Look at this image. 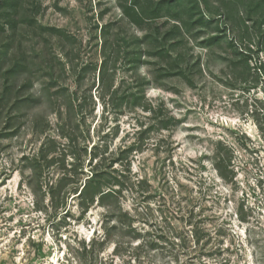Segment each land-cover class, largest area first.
Masks as SVG:
<instances>
[{"label":"rangeland","instance_id":"1","mask_svg":"<svg viewBox=\"0 0 264 264\" xmlns=\"http://www.w3.org/2000/svg\"><path fill=\"white\" fill-rule=\"evenodd\" d=\"M19 1L0 29V67L26 65L8 102L0 72V264H264V0H182L144 27L133 0ZM100 161L105 191L122 182L110 211L72 190ZM120 220L162 243L136 250Z\"/></svg>","mask_w":264,"mask_h":264},{"label":"trees","instance_id":"2","mask_svg":"<svg viewBox=\"0 0 264 264\" xmlns=\"http://www.w3.org/2000/svg\"><path fill=\"white\" fill-rule=\"evenodd\" d=\"M181 1L182 0H143V1L142 0H133V1L129 2L128 5L127 4L124 5L123 9L126 13V16L129 17L131 23H133L136 26L144 27V24L146 22H148L147 20L154 21L158 17L164 16L163 14L170 12L172 10V8L175 6V4H177ZM190 1L195 2L196 3L195 5L199 4V0H190ZM20 6H22V3L19 0H0V11H1L0 12V18L2 19V23H0V29L1 30H3V28L5 26H8L13 31L17 30L19 22H20L19 21V10H18L20 8ZM17 12H18V15H17ZM171 15H173V13ZM174 16H177V15H174ZM197 22L202 23V22H204V20L202 17H199ZM156 28L159 29V26H156ZM173 28H176V26H173L172 30H174ZM216 38L218 40L223 39V38H219V37H216ZM216 38L215 37L209 38V39H207V41L205 43H207L208 45L213 44V42L216 40ZM229 46H233V43H230ZM234 47L235 46H233V48ZM237 55L240 56L239 60L240 61L244 60L243 61L244 65L249 67L248 60L250 59V57L245 56L246 53L242 50H238ZM137 56H139V55L135 54L134 57H132L133 62L138 63L139 58H137ZM50 62L51 63L49 65V67L51 68L55 64H54V61H52V60ZM255 66L259 70H264V63H260L259 65L256 64ZM25 67H26V65H24V63H22L21 60L15 61L11 66L6 67L5 69L0 67V72L4 75V83H3L4 86H3V92H2L3 94H2L1 99L4 98L5 102H8V100H10L9 96L12 93V91H11L12 85H10L9 78H12L13 75H16L17 72H19L22 68H25ZM178 72L176 74H180ZM104 74H105V70L103 69V71L99 75L102 80H103ZM19 98H20L19 96L15 97V104L14 105L16 107H17V104H19L18 103V101L20 100ZM169 120H170V117L168 119H164V118L161 119L159 122V123H161V126H162L161 128H168V123H169L168 121ZM99 158H101V157H99ZM41 160H45V162H47V165L49 164V161L46 157V154H44V153H42L41 155H39L37 157H33L32 158V164L30 166L31 171L33 173V176H31L29 178V181H31V180L34 181L35 178L39 181L40 176H41V171L43 169V164H42ZM101 163H102L101 161L99 163L98 162L95 163L94 167L90 171V176H88V178H86V180L83 181L81 188H79V186H76V187H73L72 190H73L74 194L77 193L80 196V198H81L80 200H81L82 205L85 204V202H86V205H89L90 203L94 202L96 197H98L99 202L102 205H104L105 207H107L110 211L111 206L113 204H115L112 202H116L119 198L117 196V193L122 192L121 186H120L122 184V182L118 178H114L117 183L113 182L112 185H110V186L117 185L119 187L118 188L112 187V188H109V190L105 191L103 189L104 182L102 181V178L106 177L108 175V172H107V169L101 170V168H100ZM214 164H215L216 169L218 170L219 174L223 178H226V174L222 170V160L218 159L216 157ZM51 192L54 195L52 189H51ZM110 201H111V203H109ZM120 221L123 222V226L128 228L125 231V234L131 236L128 238L136 239V241H138V243L135 247L136 250H139V249L144 248V247H151L152 249H155V246L159 245L158 243H162L159 239V238H161V235H158L157 238L151 237L147 241H141L139 238L142 235L139 231L137 232V231L133 230V227H131L132 226L131 220H129V221L128 220H120ZM114 228H117V225H114ZM149 235H152V233H149ZM111 236H113V235H111ZM181 237H183V236L181 235ZM192 238H193L194 245L199 243V241L201 240V236L199 235L198 230L194 231V236ZM187 241L188 240H185L184 238L180 239L179 242L171 240L170 241V249L174 248L178 244L186 245ZM191 246H193V244ZM194 248H196V247H194ZM177 259L178 258L176 257L174 259V262H176V264H180V263H178Z\"/></svg>","mask_w":264,"mask_h":264}]
</instances>
